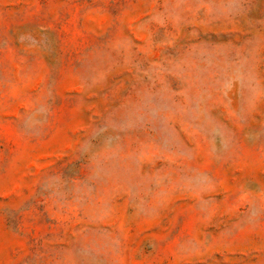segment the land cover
<instances>
[{
    "label": "rangeland",
    "instance_id": "rangeland-1",
    "mask_svg": "<svg viewBox=\"0 0 264 264\" xmlns=\"http://www.w3.org/2000/svg\"><path fill=\"white\" fill-rule=\"evenodd\" d=\"M0 264H264V0H0Z\"/></svg>",
    "mask_w": 264,
    "mask_h": 264
}]
</instances>
